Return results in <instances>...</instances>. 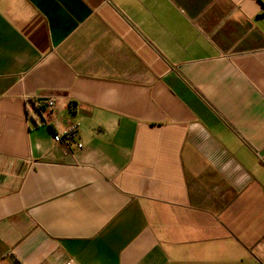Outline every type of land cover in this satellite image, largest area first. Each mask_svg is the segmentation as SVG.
Returning a JSON list of instances; mask_svg holds the SVG:
<instances>
[{
    "label": "crops",
    "instance_id": "obj_1",
    "mask_svg": "<svg viewBox=\"0 0 264 264\" xmlns=\"http://www.w3.org/2000/svg\"><path fill=\"white\" fill-rule=\"evenodd\" d=\"M263 151L264 0H0V264H264Z\"/></svg>",
    "mask_w": 264,
    "mask_h": 264
},
{
    "label": "built area",
    "instance_id": "obj_2",
    "mask_svg": "<svg viewBox=\"0 0 264 264\" xmlns=\"http://www.w3.org/2000/svg\"><path fill=\"white\" fill-rule=\"evenodd\" d=\"M46 110H53L55 106V99H49L46 101ZM76 133V127L70 125L69 127L65 128L64 130L56 133L53 135V140L55 143H64L67 146L71 145V141ZM82 145H77V148H81Z\"/></svg>",
    "mask_w": 264,
    "mask_h": 264
},
{
    "label": "trees",
    "instance_id": "obj_3",
    "mask_svg": "<svg viewBox=\"0 0 264 264\" xmlns=\"http://www.w3.org/2000/svg\"><path fill=\"white\" fill-rule=\"evenodd\" d=\"M34 105H35V107L37 108V111L40 113V115H41V113L43 112V107L41 106V104H39V105H36L35 103H34Z\"/></svg>",
    "mask_w": 264,
    "mask_h": 264
},
{
    "label": "water",
    "instance_id": "obj_4",
    "mask_svg": "<svg viewBox=\"0 0 264 264\" xmlns=\"http://www.w3.org/2000/svg\"><path fill=\"white\" fill-rule=\"evenodd\" d=\"M47 100H45V99H40V100H38V102L40 103V102H46ZM264 154V151L262 152V155Z\"/></svg>",
    "mask_w": 264,
    "mask_h": 264
}]
</instances>
